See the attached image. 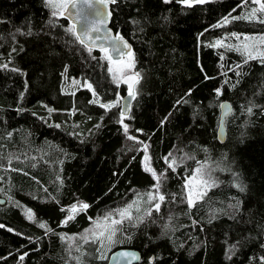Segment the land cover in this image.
<instances>
[{
  "label": "trees",
  "instance_id": "obj_1",
  "mask_svg": "<svg viewBox=\"0 0 264 264\" xmlns=\"http://www.w3.org/2000/svg\"><path fill=\"white\" fill-rule=\"evenodd\" d=\"M242 4L110 3L134 62L123 116L127 85L105 52L89 54L44 0H0V264L102 262L118 247L138 250L137 264H264V60L214 43L264 34V14L231 17ZM222 101L231 112L219 143ZM144 143L163 201L140 164ZM197 168L208 185L190 207L184 180ZM141 192L153 198L121 218ZM96 221L110 225L92 235Z\"/></svg>",
  "mask_w": 264,
  "mask_h": 264
},
{
  "label": "water",
  "instance_id": "obj_2",
  "mask_svg": "<svg viewBox=\"0 0 264 264\" xmlns=\"http://www.w3.org/2000/svg\"><path fill=\"white\" fill-rule=\"evenodd\" d=\"M75 2L77 5L76 8H71L69 6V10L64 11L62 17L65 18V20L69 25H71L73 29H75L76 33L80 34L83 32L85 26L91 27L94 24L99 28V32H91L90 35L93 37L100 36L101 39H97L94 45L91 41L86 40V43H88L89 47H92V50L95 51H101V47L106 48L107 52L105 53L107 57L111 58L109 59L110 61H118L126 58L128 56L126 53L131 51V45L121 34L115 33L110 28V3L107 5V7L101 4H94V9H90L83 3V0H75ZM96 9H99L102 15H96ZM77 12L80 14L77 15ZM100 20H103L104 23H99ZM117 35L121 36L123 40L112 39ZM104 37H108V39H104ZM125 42L129 46L128 48L124 47ZM116 47H119L121 51L116 52L114 50ZM131 91L134 95L133 89H131ZM133 95L130 96L128 92L119 98V111L120 114L123 113V116L129 113ZM230 112V104L227 101H222L219 105V116L216 128V139L219 143H223L225 140L224 120L230 114ZM2 203L3 200L0 198V204ZM139 259L140 253L138 250L128 247H118L109 252L104 261L89 262L85 264H137ZM149 260H151V257H149Z\"/></svg>",
  "mask_w": 264,
  "mask_h": 264
},
{
  "label": "rangeland",
  "instance_id": "obj_3",
  "mask_svg": "<svg viewBox=\"0 0 264 264\" xmlns=\"http://www.w3.org/2000/svg\"><path fill=\"white\" fill-rule=\"evenodd\" d=\"M57 2H59V0H57ZM181 3L184 4L183 2H181ZM256 8H259V5L252 3V0H248V4H242L240 11L237 12L236 14L232 15L231 17L249 16L250 13L252 12V10L256 9ZM263 14L264 13L257 12L255 18H250L247 20L259 19L260 16ZM233 34H236V35L234 36ZM262 36H264V34H245V33L231 32V33H229V34H227L221 38L215 39L214 43L216 44L217 41H222V44L219 46H224V47L230 48V49L235 50V51H237V48H240L243 44L247 43L249 46V51H251L254 56L259 57V53L264 52V43H261L259 41V39H256V38H259ZM237 37H239V38H237ZM245 37H249L252 39L245 40ZM237 52L240 53L244 58L248 59L245 54H242V51H237ZM128 62H129L128 57L123 58V59L118 60V61L108 60V68L111 67L114 69L113 72H110L111 77L115 80V82H120V80H122L123 83L127 85L126 93L129 92V84H131V79H128L127 82H125V80L128 76H131V74L125 75V71L121 72V71H117V69H123L124 66ZM118 103H119V101H118ZM145 145H147L146 151H145V147H144ZM140 148H141V157H140L141 167L145 172H147L149 174V176L153 180L152 189H153V192L158 196V199H159V195H158L159 186H160L161 178L163 176L161 173L156 171L155 168H153V165H152L151 160H150L148 144L144 143ZM146 156L148 157L147 160L145 159ZM173 161L175 163H173ZM179 161H180V159L174 155L167 157V162H169L172 165V167H175L177 165V163H180ZM146 167L150 168L152 171H146ZM199 169H201V168H199ZM153 173H155V176L153 175ZM203 181L207 182V179L201 170H200V172L194 171L192 174H190L189 176H187L185 178L184 185H185V190H186V195H187L188 200H189L190 194H191V198L193 199V201H196L200 198L201 194L205 191V189L208 185V183L205 184V183H203ZM149 193L150 192L139 193L137 198L133 202L131 208L128 209V212L131 214H138L137 211L139 210L140 206H142L147 201L146 199H149ZM70 209L71 208H69V210ZM68 215L69 214H66L65 218H67ZM108 225H110V223L104 224L103 221L94 222L93 226L95 227V230L91 234L93 235V234L99 233L105 226H108Z\"/></svg>",
  "mask_w": 264,
  "mask_h": 264
},
{
  "label": "snow or ice",
  "instance_id": "obj_4",
  "mask_svg": "<svg viewBox=\"0 0 264 264\" xmlns=\"http://www.w3.org/2000/svg\"><path fill=\"white\" fill-rule=\"evenodd\" d=\"M44 2H45L46 5H48L49 7H51V8L54 9L52 11V16L63 15L64 14V11L69 10V6L71 8H76V6H77L75 0H59V2H57V0H44ZM164 2L165 3H169L170 0H164ZM181 2H183L184 4H187L189 6H191L192 3H204V2H206V0H181ZM245 2H248V0H245ZM83 3L88 8L94 9V4H101V5H104L105 7H107V5L109 3L115 4L116 3V0H83ZM252 3L258 4L259 5V8L253 9L249 16L234 17V19H250V18H255L257 12L264 13V0H252ZM95 13H96V15H102V13L100 12L99 9H96L95 10ZM79 14L80 13L77 12V15H79ZM109 15H110V13H109ZM225 22H227V18H225ZM259 22L260 23H264V19H261ZM99 23L103 24L104 21L103 20H100ZM67 31L70 32V33H72L74 35L75 40L78 41L82 46H84L87 49V51L89 52V54L92 52V47H89L88 43H86V40L87 41H91L92 44L94 45L95 44V41L97 39H101L100 36L93 37V36L90 35L91 32H99V28L96 27L94 24L91 27L85 26L83 32L80 33V34H77L76 31H75V29H73V28H69V29H67ZM233 35L235 36L236 34H233ZM237 38H239V37H237ZM104 39H108V37H104ZM112 39H115V40H123V38L121 36H119V35L113 37ZM248 39H252V38L245 37V40H248ZM256 39H259V41L261 43H264V36L259 37V38H256ZM216 44L217 45H221L222 44V41H217ZM124 47L125 48H128L129 47L126 42L124 43ZM100 50L103 51V52H107V49L104 48V47H101ZM114 50L116 52H120L121 51V49L119 47H116ZM237 51H242V54H245L248 59H256V58H258L257 56H254L251 51H249V46H248L247 43L243 44L240 48H237ZM126 55H128L129 57H132L131 51L127 52ZM105 58L106 59H111L110 57H107V56ZM259 58H261L262 60H264V52H260L259 53ZM246 62H247V60H245V63ZM3 67L6 68L7 65H4ZM133 67H134V62L132 60H130L124 66L123 69H117V71H121V72H123V71H130ZM14 71H15V69H14ZM108 71L109 72H113L114 69L111 68V67H109ZM134 76L136 78H138L139 77V73L138 72L137 73H134ZM132 78H133L132 76H128L126 78L125 82H127L128 79H132ZM136 82L137 83L139 82L138 79L136 80ZM87 87L89 89H91V85H87ZM131 89H132V85L129 84V95L130 96L133 95ZM218 94H219V91H218ZM113 106H115V105H107V104H102L101 105V107H104L106 109L107 108H110V107H113ZM49 111H51V109ZM249 111H251V109H249ZM121 115H123V113H121ZM124 130H125V133H127V125L124 126ZM128 139H135V138L132 137V136H128ZM144 147H145V151H146L147 145H145ZM169 155H171V154H169ZM145 159L147 160L148 157L146 156ZM165 160L167 161V157H165ZM173 163H175V162L173 161ZM169 167H172V165L170 164ZM146 171H152V170L150 168H147L146 167ZM195 171L196 172H200V169L198 168ZM153 175L155 176V173H153ZM203 183L206 184L207 182L206 181H203ZM238 187H239V185H238ZM243 190L244 189L241 188V191H243ZM149 198H150V200L153 198L151 196V194H149ZM159 200L163 201L164 200V197L162 195L159 196ZM188 203H189V206L190 207L194 203L193 199L191 198V194L189 195ZM88 207H89V205H87V204H80L79 205V210L87 209ZM129 207H131V206H129ZM155 207H156L157 210H159L160 205L159 204H156ZM77 211H78L77 205H73L71 207V209L69 210V213L70 214L68 215L67 220L73 219L74 218V214ZM119 215H120L121 218L127 217V218L131 219V215H130V213L128 212L127 209L120 210L119 211ZM28 218L29 219H33V215L31 213V210H28ZM105 219L106 220L111 219V214H109L108 217H105ZM67 220H65V223H67ZM111 223L114 224V225L115 224H120V223H122V219L121 220L112 219L111 220ZM0 227H3V226L0 225ZM40 227L44 228L45 225L44 224H40ZM9 231H11V229H9ZM114 234H115V229H113L111 231V233L107 236V239L109 241H111L112 240V236ZM100 235L103 236L104 235V232H101ZM124 255H127V254H124ZM22 259H23V257H21V260Z\"/></svg>",
  "mask_w": 264,
  "mask_h": 264
}]
</instances>
